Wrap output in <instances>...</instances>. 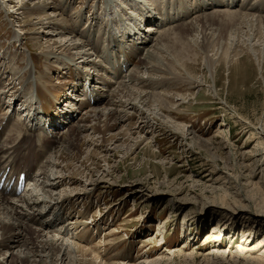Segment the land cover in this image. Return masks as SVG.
Segmentation results:
<instances>
[{
    "label": "rangeland",
    "instance_id": "rangeland-1",
    "mask_svg": "<svg viewBox=\"0 0 264 264\" xmlns=\"http://www.w3.org/2000/svg\"><path fill=\"white\" fill-rule=\"evenodd\" d=\"M43 1L52 4L48 9L52 17L60 19V12L64 14L65 20L58 21L62 25H73L76 13L81 11L79 28H86L89 41L93 15L98 18L96 27H101L102 22L105 31L119 35L122 31L127 33V26L134 24L129 14L118 12L119 5L126 11L143 10L145 3L153 0L137 4L133 0H115L113 5L104 0ZM161 1L154 0L155 8H161ZM173 1L169 6L163 2L170 9H161L167 14L162 31L180 24L171 21L181 14L182 7L187 14L192 9L176 2L190 4L195 0ZM202 2L199 0L194 7H200ZM227 2L221 0L216 6L221 11L222 3ZM19 5L20 0H0V123L12 118L7 127L10 134L21 129L15 119L22 124L34 121L43 126L41 115L35 119L33 112L41 106L35 98V83L40 74L47 73V60L41 53L57 49L63 59L69 60L63 47L75 39L79 41L74 36L47 34L44 29L30 30L27 17L18 13ZM262 8L263 12L257 14L264 16ZM196 14L184 22L191 21ZM120 15L124 16L122 23L117 21ZM115 18L116 22H111ZM203 20L207 22L202 23ZM203 20L198 22L201 26L207 23L206 29L199 26L193 35L186 26L164 36L168 41H163L160 61L178 72L166 87L157 86L154 92L176 95L168 99L170 107L149 104L129 108L128 115L109 121L108 128L101 120L85 122L86 128L76 132V157L68 156L59 166L52 167L46 163L53 157L48 153L37 167H32L34 180L46 171L49 181L55 184L45 186L44 190L51 191L55 198L59 194V199L66 197L58 208L53 205L55 199L45 196L46 202L40 203L42 219L53 220L60 214L64 219L56 221L55 227L72 233H64L63 237L91 251L84 259L54 251L48 263L35 264H264V248L255 249L264 243V217L259 215L264 211V21L246 26L238 23L242 20L239 16L232 18L223 13ZM148 25L151 22L145 20L141 28ZM54 28L60 29L57 24ZM26 30L29 32L25 33ZM102 35H106L104 31ZM100 36L93 39L101 47ZM125 43L128 50L136 45L131 38ZM207 44L210 49L202 54ZM118 46L113 44L112 48ZM90 47L92 51L76 55L78 59L72 62L82 65V56L94 58L90 52L95 54V49ZM231 52L236 55L226 68L225 56ZM207 58L215 64V89L209 87ZM35 63L38 69L34 68ZM68 71L60 67L48 75L52 83L60 86ZM194 79L200 80L199 84L192 83ZM113 85L110 89L118 84ZM95 87L102 92L107 89L101 84ZM67 92L68 97L72 95ZM66 97L60 99L58 106L68 111L73 106H67L70 101L66 102ZM104 105L102 102L96 108ZM86 112L87 108L76 112L74 123ZM135 121L147 122L148 127L137 132L136 125H132ZM69 125V121L63 125L61 133H75ZM7 131L0 137V144L5 143ZM84 158L89 160L91 171H82L80 160ZM90 176L97 179L92 186ZM33 184L34 190L31 189L41 194L43 185ZM83 186L87 189L83 190ZM32 221L23 230L25 237L36 239L35 227L48 231L34 216ZM9 229L4 227L0 232V264H28L20 256L26 241L11 239Z\"/></svg>",
    "mask_w": 264,
    "mask_h": 264
},
{
    "label": "bare ground",
    "instance_id": "bare-ground-1",
    "mask_svg": "<svg viewBox=\"0 0 264 264\" xmlns=\"http://www.w3.org/2000/svg\"><path fill=\"white\" fill-rule=\"evenodd\" d=\"M28 1L20 0V5L17 10H19V14L27 17V24L32 27L30 30L36 29V31L38 32V30L41 29L40 32H43L42 30L44 29L46 30L47 34H54V36L59 35V37H63V35H69L71 37L74 36L77 37L79 41H76L75 39L63 47V51L66 54L65 56L69 60L63 59V57H61V53H57V49H52L53 51L51 50L41 53L42 55L45 54V58L47 60V73L45 72V75L40 74L38 80L35 83V98L41 103V108L37 110L33 109V112L35 114H41L43 116L44 123L48 124V128L51 129H48V134L49 132H51V135H48L47 132H42L41 128H38V122L31 121L30 125L24 123L22 124L18 121V119H15L14 123L16 125H21L20 131L10 134L11 130L7 131V125L10 120V118L8 117L0 129V136L4 134L5 131L9 133H7L5 136V143L0 144V181L6 173L9 179L13 175H15L17 179L21 172H24L26 174L27 180L33 179L34 177H31L30 175L32 167L36 166L37 163H39L40 159L48 153L53 156V159L51 158L52 161L48 159L49 161H47L46 163L47 165H50L52 167L59 166L62 160H64L68 156L76 157L77 155L75 154V151H73L74 145L77 141L76 132L86 128L85 122L93 120L100 122L101 120L104 123V127L108 128L109 121H118L120 118H122V114L128 115L127 109L129 108L137 109L136 106L144 107L149 104L151 106L158 105L160 107H170L168 99H170L172 95H169L162 91V93L157 94L156 92H154L157 86L163 87L164 85L166 87L168 82H170L171 77L175 75L176 72H178L175 70L173 71L172 68H169L160 61V53L164 45L163 41H168L164 39V36L170 30L188 26L187 28L190 30L189 33L193 32V35L197 31L199 26L203 29H206L205 25L207 23L201 26L202 24H199V20H203L207 17L213 16V14L220 13L226 14L230 17L232 16V18L234 16H239L242 20L240 22L238 21V23H245L246 26L257 25L258 23L260 25V23L264 21V16L257 14L263 12L262 6H264V3L261 0H259L260 4L259 2L254 3L252 0H242L240 4L237 3V0L230 1L232 3H230L229 0H224L228 2L222 3L223 9L221 11L218 9L219 6H216V4L221 3V0H203L202 5L206 6L207 9H205L204 6L202 7V5L195 8L194 6H197V2H199V0H195L190 4L176 2L177 5L187 6L188 8L192 9L190 10V13L187 14L184 7H182L183 11H181V14H176L174 17H172L173 21H171L174 23L180 22V24L175 27L164 29L162 31V23L164 22L167 14H164V11L161 12V9H166L167 6L163 3L164 0H162L160 2V4H162L161 8H155L157 2L155 3L153 0L151 2L147 1L145 3V5H147V9L142 8L143 10H139V8L135 9L134 11H126V9H124L125 7L119 5L120 9L118 12L124 11L125 15L127 14L128 16L129 14V17L134 19V24L131 23L130 27L127 26V28H129V30L127 29V33L125 31H122L119 35H115L108 30L105 31L106 28L102 27V22H100L101 27H96L98 25V18L93 15L91 21L89 22V24H92V35L90 40L87 41V36L84 32L86 28H79L83 19L81 11H78L76 13L77 20H74L73 25L71 23L69 25H62L63 23L60 24L58 23V21L62 20L61 22H63V20H65V17H62L64 16V14L60 12V19L57 18V16L56 18H54L55 16L52 17L51 13L48 12V9H51L52 5L50 4V2L43 0ZM133 1H135V4H137V2H142V0ZM104 2H106V4L113 5L115 0H104ZM165 3L169 6L174 4L175 2L173 0H165ZM238 5L239 7L237 8L239 9H235V11H233L234 8ZM175 6L176 5H174V7ZM174 7H172V9ZM46 10L48 12L47 14L46 12H44ZM208 10L210 12H207ZM194 13H197L198 15L196 14L197 16L194 17L191 21L184 22L186 20L188 21L189 17L193 16ZM123 17V15H120V17H118L119 19L117 18V21H124ZM94 18L96 20L93 21ZM142 20L144 21L142 22ZM145 20L151 22V25L145 26V28H141L144 25ZM231 21L233 22V20ZM111 22H116V18L114 20L111 19ZM204 22L207 21L203 20L202 23ZM56 24L59 25V30L54 28ZM103 31L104 34H106L105 36L102 35ZM26 32L28 33L29 30H26L25 33ZM99 34H101V36L98 38L103 39L102 46L103 44H107V46L100 47L99 44L95 42V39L93 38H97ZM156 34L158 35L156 36ZM83 37L85 38V40ZM129 38L135 41L136 44L130 50L126 49L125 47L127 45L125 41H128ZM113 44L120 46L112 48ZM90 46L95 49L96 55L93 52H90L92 51ZM209 47L210 45L208 44L204 45L201 53L206 54L210 49ZM88 50H90L89 52L92 54V56H94V58L84 59L82 56L81 60L85 61V63L82 65H77L76 62H72L76 59V55L81 54L84 51L87 52ZM235 55L236 52L234 54L232 53L231 55L228 54L227 56H225L226 68H228L231 59ZM134 60L137 61L136 63H134V66H132ZM211 60L212 61H210L208 58L205 60V67L210 73L209 87H213L215 89L218 78L215 75L216 71L214 72V68H212L215 65L214 61L213 59ZM60 67L69 69V71L68 74H66V76L63 78L62 85L57 86L51 82L48 74L56 69H60ZM34 68L38 69V64L35 63ZM90 69L93 70L91 73H89ZM105 73V78L103 77L102 80V76ZM90 74L92 84L100 83V81H102L100 83L101 85L106 86L107 84V89H105L104 92L100 91V89L98 90V87L89 91L83 90L84 86L79 82V80H81L82 78H86V76ZM123 74L125 75L122 78ZM145 74L146 76H144ZM94 75H97L98 77H94ZM199 82L200 80L194 79L192 83L199 84ZM72 83L74 84L71 85ZM115 83L118 84L117 87H114V89H110L112 84L115 85ZM229 83L230 80L228 81V84ZM71 87L73 88L71 92L72 96L76 94V98L73 101L71 99V102L69 104L77 110H81V108H87V112L84 114L85 116H81L78 119L79 121L75 123L73 120L69 121V128H74L75 133L68 130L66 132L62 131L61 133V126L65 125L68 122L67 115L71 114L72 117V113L75 112L76 109H72L71 111V109L69 108V111H65L63 113L58 111V109H56L54 105L57 104V101H60L61 98H64V96L66 97L68 95V92L66 90ZM72 96L70 95V97ZM173 96L175 97L176 95ZM70 97L68 98L70 99ZM76 99L77 103H72L76 101ZM102 102L105 103L103 108H96V106H98ZM75 104H78V106L74 107ZM60 117H63L62 120L60 119ZM132 125L133 127H135L136 125L135 128L137 129V132L140 130L143 131L145 127H148L147 122H143L142 124H140L135 121ZM88 162L89 160L86 158L80 160V166L83 167L82 171H91V168H89L90 166L87 164ZM56 173H58V171ZM91 176L88 178L90 186L97 183V179H93ZM37 177V179L35 178L36 180L33 179L37 184L35 185L34 183L33 185H43L41 189L43 193L41 192V194L34 192V188H32L33 190L29 189L25 191V195L27 194V197H25L24 194V196L22 194L18 195L16 194V183H14V185L11 187V190L8 192L5 190L8 186H4L2 189H0V232L2 231V228L9 227V230L11 232V239H15L16 242L26 241V246L21 252L20 256L24 257L27 260L26 262L28 264H35L41 261L48 263V259L52 257L54 251L58 252L59 254H69L71 256L78 255L80 257L82 256L84 259L88 255H90L91 251L89 252V250L82 245H78L76 243L68 241V239H65L62 234L67 233V235H69L72 233L68 232L66 229L55 227L56 221H62L64 219L62 217H59L60 214H57L55 218H53V220L48 221L42 219L41 216L43 214V208L40 207L42 206L40 203L46 202V200L44 199L45 196H49L51 199H55L53 205L58 208L62 207L63 203L66 200V197L64 196L63 198L59 199V194L55 198L52 197L51 191L44 190V187L48 186L49 184L55 185L54 183L49 181V174L46 171L40 172L39 174H37ZM82 189L86 190L87 187L83 186ZM259 215H261V217H264V211L260 212ZM33 216L37 218L38 221H40L39 224L41 226L45 227L49 231L48 232L42 228L35 227L34 231L35 233H37L36 239L28 238L23 235V230L28 228V224L30 222H33ZM247 232L248 230L245 231V233ZM43 236L45 237L44 239L40 238ZM24 238L25 240H23ZM259 248H264V243H260V245H257V247H255V249L257 250ZM38 257H41V259L38 260ZM93 259L96 260L94 256Z\"/></svg>",
    "mask_w": 264,
    "mask_h": 264
}]
</instances>
